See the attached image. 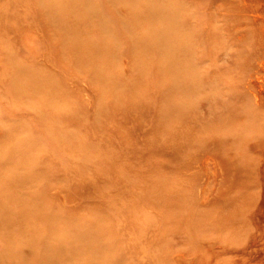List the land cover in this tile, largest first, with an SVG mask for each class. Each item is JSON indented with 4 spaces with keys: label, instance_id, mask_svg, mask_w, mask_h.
<instances>
[{
    "label": "bare ground",
    "instance_id": "6f19581e",
    "mask_svg": "<svg viewBox=\"0 0 264 264\" xmlns=\"http://www.w3.org/2000/svg\"><path fill=\"white\" fill-rule=\"evenodd\" d=\"M10 1V7L0 5L1 35L10 40L15 38L20 25L34 26L43 34L34 43L36 51L43 49L46 62L32 67L27 60L18 61L9 55L8 69L0 68V80L5 83L0 91L13 99V103L35 112L34 120L45 126L46 134L52 136L56 146L66 149L71 164L68 171L83 172L87 181L83 179L82 184H76L73 178L58 176L54 163L45 165L40 159L31 158L32 151L42 147L35 141V133L23 120L10 122L12 127L0 138V264H169V251L166 253L163 247L175 246L171 249L174 253L177 243L181 242L182 247L191 242L190 238H198L200 244V238L210 241L241 235V228L239 233L233 232L231 225L240 220L249 200V187L245 185L248 174L256 172L245 175L242 164L245 158L235 147L242 139L238 127L245 129L253 121L248 108L239 96L231 93L229 86L226 90L225 84L224 88L211 87L213 77L217 79L221 75L217 69L210 76L209 70L199 71L195 65L203 63L208 58L207 52L225 42L224 28L214 24L213 16L199 32L196 29L202 25L201 16L185 10L187 0ZM196 5L200 6L198 2ZM29 9H33L32 23L25 18ZM10 18L11 25L7 21ZM77 80L97 86L94 124L86 120L85 104L72 100L77 92L73 83ZM191 94L199 96H195L194 106L204 102L209 116H191L188 105L192 103L187 105L184 100ZM176 95L183 97L178 99ZM216 96L224 99L217 102ZM256 122L262 126L263 121ZM96 125L106 127L109 133L106 138L88 137ZM18 127H25L29 136L6 146ZM56 131L58 136H54ZM140 131L150 134L145 140L148 157L141 159L146 175L131 178L126 174L123 149L130 147L134 134ZM257 142L264 144V140ZM197 149L215 153L233 150L227 161H235L237 167L232 180L234 190L214 202L209 201L216 211L196 206L194 190H190L193 182L188 185L190 179L189 183L178 176L176 180L175 173L188 168L187 160L192 157L189 150ZM193 152V155L197 153ZM184 156H187L186 164L182 160ZM193 157L192 160L196 159ZM6 163L16 166L6 168ZM250 166V170H255L254 165ZM244 171L242 177L240 173ZM29 181L36 182L37 188L34 186L32 193L25 195L21 190H25ZM49 184L68 193L77 187L86 188L85 192L101 191L103 198L93 210L92 207L81 213L77 210V215L82 216L75 223L71 213V217L57 213L58 205L53 211L42 190V186ZM18 187L24 190H17ZM251 188L256 189L250 186V192ZM43 194L45 202L41 198ZM151 206L153 212H148ZM213 230L217 231L215 235ZM230 230L234 235H228ZM198 244L192 242L200 248Z\"/></svg>",
    "mask_w": 264,
    "mask_h": 264
},
{
    "label": "rangeland",
    "instance_id": "374dc122",
    "mask_svg": "<svg viewBox=\"0 0 264 264\" xmlns=\"http://www.w3.org/2000/svg\"><path fill=\"white\" fill-rule=\"evenodd\" d=\"M197 2H198V4H200V6L196 5ZM1 4L10 7L11 1L10 0H0V5ZM184 6L186 8L185 10L186 11L188 10V13H191V12L195 13L196 12V14L201 16L202 25H200L198 27V29H196L197 31H199V32L203 31L205 25L207 24L208 20L210 19V16H213V18H214L213 21H214L215 25H218V27L224 28L223 35L225 38V42H222L221 44L216 45L213 49H211V51L209 53L207 52L206 55L209 54L208 58L203 60L204 62L201 61L203 63L195 64V65H197V67L199 66V69H201L199 71H203L205 69H206V71L209 70L210 76L212 75V71H215L217 69L216 71H218V73H220L221 75L218 76L219 78L217 77L218 80L215 77H213L214 78L213 80L211 79L212 80L211 83H213V84H211V87L213 85L214 88L218 89V88H220V85L222 86V88H224V86L226 85L225 86V90H226V88L229 86L230 87L229 90L231 91V93H234L236 96H239L241 98L243 105L245 107H247L249 110V117L253 122H252V124H250V126L244 127L245 129H243V127L239 128L240 126L238 127L237 130H238V132H240V136L242 139H241V141H239L236 144L235 148L239 151V154L240 155L243 154L242 157L245 158V161L242 164H244V170L246 171L245 175L246 176L249 175V177H247V180H246L247 183L245 182V185H247L249 188L247 186H245V189L247 190V188H248L247 191H249V192H250V186H252V187L255 186L256 189L253 188L254 189L253 190L251 188L252 193L251 192L249 193L246 191L248 197L250 196L249 200H247V202H245L243 211H241L242 214L240 216V220H238V222L233 223L231 225V226H233V229H231V230H234L233 232L238 231L237 233H239V231H240L239 228H241V230H242V231H240V232H242V233H240L241 235L236 234L237 236H235L234 234H232V231L230 230V233L228 232V235L229 234L234 235L232 237L227 236V234H226L225 236H227V238H222L223 236L221 237L219 235L221 238H218V239L216 238V239H213L210 241L202 240L200 238L199 241L206 243V244L203 243L202 247H200L201 246L200 244L202 242H199L200 244H198V238L188 239V237H189L188 236L185 240L188 239V240H191V242L187 240L188 243L185 244L187 247H183V246H185V245H183L184 242L181 244V245H183L182 247L179 246V243H181V242H179V243H177L178 246L175 249L174 253H173V250H171V249H174L175 246L171 247V249L170 248L169 249L164 248L162 246L163 247L162 249H166L165 250L166 253H167V251H169L170 253H173L172 255H169L170 254L169 252L167 253L168 259H169V264H182V263L183 264H203V262H204V264H208V259H209V262L211 260V262L209 264H264V144H263V142H257L258 140L259 141L264 140V134H262V132L264 133V128H262V127H264V116H262V115H264L263 114L264 113V0H194V1L187 0V2L184 3ZM189 11H191V12H189ZM26 14L27 15L25 16V18H26L27 22L32 23L33 22V9H29V12ZM7 21H9L10 25L13 23L11 18L7 19ZM209 22H210V20H209ZM204 23H205V25H204ZM189 29H191V27ZM17 30L18 31L16 33L15 38H13V39L11 38L10 40H7L0 33V68H2L4 70L8 69V57H9V55H13L14 59H16L18 61L27 60V62H29V64H31L32 67H36V66L39 67V65L44 64L46 62V59H45V56L43 55V52H42L43 49L41 50V48H40L36 51L35 43H34L36 41V39H40L41 37H43V34L41 32H39L37 29H35L34 26H31L28 24L20 25ZM10 50H11L12 54H11ZM34 50L36 52H34ZM227 68H228V70H227ZM73 82L74 81H71L70 83H73ZM214 82H216V83H214ZM75 83H76V85H75ZM73 84H74L77 92L74 93L75 97L73 96L72 100L73 99L75 101L78 100L80 103H82V105L85 104L83 106H85L84 109L86 110V114H85V116L87 115L86 120L88 123L94 124L93 112L95 110V108H94L95 96H96L95 92H96L97 86L89 83L86 80H81V81L77 80ZM4 85H5L4 80L1 79L0 80V87L4 88ZM217 86H219V87H217ZM233 89H234V91H233ZM213 90L214 91L212 92L211 95H213L215 92V89H213ZM215 95H214V97H215ZM177 96L178 95H176V98H178V99L180 97H183L180 95H179V97H177ZM188 96L189 97L191 96L190 99ZM193 96H194V98H193ZM195 96H197V95H194V94L187 95L186 96L187 98L185 97V99H184L187 101V103H186L187 105H188V103H192V105H188V107L190 108V109L189 108L188 109L191 110V113H190L191 116L194 117L197 114L205 115V117L209 116V111H206L207 108H206V105L204 104V102L201 103V105H199V106L198 105L196 107L194 106V101L196 100L197 97H199V96H197L195 98ZM218 97H220V96H216L217 99H218ZM223 97H221L222 99L219 98L217 100V102H219L220 100H223L224 99ZM188 99L190 101H188ZM13 101H14L13 99L11 100L9 98H6L2 94V92L0 91V113H1L0 114V138H1V135L7 131V129H10V127H12L11 126L12 124L16 123L17 121L22 123V121H20V120H23V124L26 123V126L28 128L31 127L30 128L31 131L33 130V134L35 133L34 134L35 141L40 146H42L44 148V149H42V147H41L40 149H38L39 151L38 150L36 151V149H34L35 152L32 151L33 155H32V153L30 154L31 158H35L38 160L40 159V162H42L45 165L47 163H48V165H50L51 163H54L55 167L58 168V176H65V177L73 178V179H75L74 183H76V184H79V183L82 184L83 179L85 181H87L83 172L73 174L71 172V170L68 171V169L71 168V164H70V162L68 163L69 158L67 156L66 149L65 148L62 149V148H59V146H56L55 142H53L51 139L52 136H50L49 134H46L45 126L41 124L43 126L42 127L40 125V123H37L34 120V117H37V116H33V114H35V112L32 111V113H33L32 114L29 110L27 111L25 109L26 107H24L22 104L20 105V104H17L15 102L13 103ZM199 107H200V109L198 110ZM257 108H260V109H258V111H257L256 110ZM192 110H194V111H192ZM259 110L261 111L262 115L258 114ZM195 111H196V113H195ZM194 113H195V115H194ZM258 116L263 120H260V118ZM256 117L259 119H257ZM256 121H259V122L263 121L262 126H260L261 124L256 122ZM255 123H257V124H255ZM63 125L66 126L67 123L63 124ZM255 125L257 126V128H255L256 127ZM35 126H37V127H35ZM25 127H23V128L18 127V129H16L15 133L13 134V136H11V138L6 141L5 145L6 146H8L10 144L12 145L16 142V140L18 138L23 139V138L29 136L27 134L28 131L25 130L27 127L26 128ZM249 127H250V129H249ZM251 128H252V130H251ZM254 129L257 132H254ZM38 130L41 132H39ZM260 131H261V133H260ZM21 132L24 134H22ZM43 133H45L46 135ZM56 133H58V132L57 131L54 132V136H58V134L56 135ZM136 133H138V132H136ZM136 133L134 134L135 140H133L130 147L128 146V147H125L123 149L124 154H125V162H123V163H125V167L127 169V173H126L127 177L132 178V176H134L135 178H142V177H145L146 170H144L145 167L142 168L143 165L141 164V159H145L148 157V150L145 146V140L148 139L150 134H149V132L144 134V133H141V131L138 134H136ZM251 133H252V135H251ZM256 133H258V134H256ZM108 134H109L108 130L106 129L105 126L96 125V127H93V132H91V134H88V137L92 138V136H94V137L100 136V137L106 138ZM14 135H16L17 137ZM37 135L39 137H37ZM135 135H136V137H135ZM251 136H253V137H251ZM256 136L259 139L256 138ZM42 138H45L46 140L42 139ZM260 138L263 140H260ZM252 139H254V140H252ZM251 144H253V146H251ZM60 147H62V146H60ZM48 151H50L51 153ZM192 151H194L193 153H195V152H197V153L193 155ZM255 152H259V153L255 154ZM42 153H44L45 155L43 156ZM189 153H190V156L192 155V157L194 156L193 158H196V159L192 160V157H190L191 159H189V161H192V162H189L186 159L187 156L186 157L184 156L182 160H183V163L185 162L184 164H186V160H187L188 168H187V170L183 169V173L181 171H177V173H175V175L177 174L176 177L178 176L179 179L180 178L183 179L184 183H186L187 180L189 183V179H190V183L193 182V185H192V183L191 184L189 183L188 185H192L190 190L191 191H192V189L194 190V191H192V193L195 197L196 206L198 208L200 207L203 210L213 209L212 208L213 206H211L212 203H210V202H214V200H217V198L219 199L220 197L223 198L225 196V194H229L230 191L233 192V190H234V186L232 185V180H233V177L234 178L236 177L235 172H236L237 167L234 163L235 161L233 163L231 161L230 162L227 161L230 157H232L231 154H233V150L229 149L228 151H223V153H215V152H208L207 149H197V150H189ZM209 155L212 157H210ZM218 155H219V157H218ZM255 155H256V157H255ZM37 156L40 158H38ZM59 158L65 160V161H63L61 159L59 160ZM44 159H46V160H44ZM212 159H214V161H212ZM216 159H218L217 160L218 163H216L217 162ZM255 159H257L258 162ZM223 162H224V164H223ZM236 164H237V162H236ZM11 165L16 166V163H14V164L6 163L5 167L8 168ZM250 165H254L255 170L254 169L250 170V169H252L251 168L252 166H250ZM225 167L229 171L226 172L225 171L226 169L224 170ZM246 168H248L249 171H248V169L246 170ZM256 169H257V171H256ZM245 171L243 173H240L242 175V177L244 176ZM252 171H254L256 173H251ZM223 172H224V174H223ZM248 172L251 174H248ZM185 174L186 175L188 174V175L186 176ZM176 177H174V178H176ZM178 177L176 178L177 181L179 180ZM186 177H188V178L186 179ZM223 177H224V179H223ZM249 178L252 181L248 182ZM255 179H257V180H255ZM260 180H261V182H260ZM33 182L34 181H29L26 183V186H24L25 190L27 188L26 191L23 189V187H18L16 189L17 190L23 189L25 192L22 190H21V192H23L25 195L27 193H32L31 191H32V189H34V186L36 184V182L35 183H33ZM48 182L51 183L50 181H48ZM255 182L257 185L255 184ZM249 184H250V186H249ZM27 185H28V187L31 186V188H28ZM42 185L45 186V184H42ZM42 185H40V186H42ZM52 185L49 184V185H46V187L42 186V190L44 191L45 194H47L46 197H48L49 199L51 198L50 200L48 198H46V199H47V201L50 202V206L52 205L51 208L54 209V210L53 209L52 210L55 212L56 211L55 208H57L55 206L58 205L59 209H57V211L58 210L59 211L57 213H62V215L65 217H66V215H68L67 217L72 216V219L74 220L75 223L78 220L81 221L80 218L82 215L78 216L77 214L84 212L83 209H85V211H87V209H86L87 207H88V209L90 207H92L90 209L93 210L94 206H96V204H98L103 198V193L101 191H97V192L87 191V192H85L87 190L86 188L84 189L81 187H77V188H73L72 190L69 189L70 192L68 193L67 190L65 191V189H58L59 187H56L57 185L56 186L54 184H52ZM188 185L185 184V186L187 188H188ZM43 187H44V189H43ZM52 187L55 189H53ZM35 188H37V186H35ZM29 189H31V190H29ZM39 190H41V187L39 188ZM46 191H48V192H46ZM135 191L137 192V190H135ZM253 193H254V197H252ZM44 196L45 195L43 194V196L41 197L43 202L46 201ZM70 196H72L71 199H70ZM108 199L111 202L115 201V200L112 201L110 198H108ZM72 200H73V202H72ZM51 201H53L52 204H51ZM55 201H56V205L54 203ZM199 201L201 204L203 203L204 205H201L199 203ZM73 203H74V205H73ZM69 210H71V211H69ZM77 210L79 213L77 212ZM213 210H215V208ZM147 211L153 212V207L152 206L148 207ZM69 213H71V216ZM89 214L91 216L92 213H89ZM251 214H252V216H251ZM75 216H76L75 219H77V217H78L77 220H75L73 218ZM86 216H87V214H86ZM250 216H251V218H250ZM88 217H86V218H88ZM234 225H235V227H234ZM250 229H252L253 231ZM246 230H247V232H245ZM248 230H249V234H248ZM224 231L227 232L228 230H224ZM224 231L222 232L223 235H224V233H226ZM194 232H195V230L192 231V233H194ZM197 232H199V230H196V233ZM214 232L217 233V231L213 230L212 233L214 235H215ZM196 233H195V235H198ZM243 234H244V237H243ZM246 235H248V236H246ZM238 236L240 238H238ZM190 237H192V236H190ZM244 238H248V239H246L247 241ZM243 239H244V241H243ZM234 240L236 242H234ZM240 240H242V241H240ZM192 242H193V244H198V246L201 249L197 248V245L193 246ZM232 242H234V244ZM237 242H240V243H237ZM205 245H207V246H205ZM229 245H231V246H229ZM203 246H205V249ZM190 249H191V251H187ZM199 249H200V251L203 249L206 251L201 253L199 251ZM181 254H182V256H181ZM214 256H216V257H214Z\"/></svg>",
    "mask_w": 264,
    "mask_h": 264
}]
</instances>
